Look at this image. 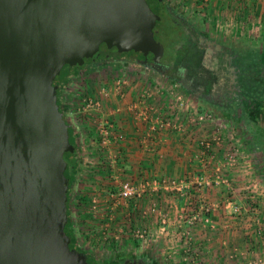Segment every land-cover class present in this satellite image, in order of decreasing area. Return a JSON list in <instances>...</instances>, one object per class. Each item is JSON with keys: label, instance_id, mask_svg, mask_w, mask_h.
<instances>
[{"label": "rangeland", "instance_id": "1", "mask_svg": "<svg viewBox=\"0 0 264 264\" xmlns=\"http://www.w3.org/2000/svg\"><path fill=\"white\" fill-rule=\"evenodd\" d=\"M249 1L250 6H246L245 0H236V3L234 0H162L168 6L170 15L160 13V20L154 27L153 53H156L163 65L169 67H174L172 62L179 57V48L189 44V36L202 49L205 44L201 45L198 38L214 41L235 53L237 51L238 59H242L245 75L243 81L247 84L249 94L237 107L217 109L186 94L177 83L169 79L168 74L123 59L99 60L93 65H84L71 76L69 85L63 88L61 113L66 124L73 129L74 143L78 150L77 172L68 195L69 230L75 249L85 253L89 260L98 263L111 259L143 258L152 264H264V260L258 261L264 255V235L259 236L257 233L259 223L264 224V201L258 203L257 198L240 195L238 199L244 210L240 209L235 214L233 205L236 203L234 199L229 200L232 209L228 215L241 220L242 227L245 228L242 231H246L244 236L236 235L235 241L239 236L241 238L240 247L238 244L235 246L231 234L229 238L228 235L224 239L218 238L217 226L211 229L213 234L210 246L205 245L200 237L203 230H207L195 227L199 216L202 218L201 214H194L191 219L187 217V213H180L178 220L191 219L186 223V228H176L172 223L166 227V223L161 225L162 229L157 224L146 229L141 224L144 220L141 211L143 198L136 196L122 199L118 196L120 184L126 182L111 177L108 171L111 167H107L104 156L88 145L92 138L89 135L91 132L81 127L85 114L83 100L92 96L89 91H93L96 80L93 77L100 74L102 69L113 68L115 76L124 75L134 83L145 82L149 88H173L185 97L188 108L193 112L195 110L200 114H211L224 125L223 135L228 142L227 148L234 142H240L243 148L246 146L247 155L250 152L258 166H264V16L255 13L257 8L263 10L264 5L253 4L252 0L246 3ZM225 11L228 13L227 17L224 16ZM65 73L59 75L62 80L67 76ZM183 122L184 119L182 124ZM211 131L213 130L209 129ZM215 153L217 159L222 157L221 154L218 155L219 149ZM215 164L216 162L211 164L203 173L200 171L201 176L196 175V186L208 187L210 190L220 189L221 194L227 192L231 195L226 187L216 185L213 175L210 176ZM233 171L234 169L230 172L231 181L229 179L231 189H235L231 184L234 183ZM201 177H206L205 182L208 181L210 185L206 186ZM130 183L135 187L137 185ZM248 185L252 187L254 182L250 181ZM186 202L190 205L188 200ZM159 204L162 207L161 218L167 219L165 216L168 213L163 210L165 202ZM140 231L146 232L144 242L137 237Z\"/></svg>", "mask_w": 264, "mask_h": 264}, {"label": "water", "instance_id": "2", "mask_svg": "<svg viewBox=\"0 0 264 264\" xmlns=\"http://www.w3.org/2000/svg\"><path fill=\"white\" fill-rule=\"evenodd\" d=\"M159 20L146 0H0V264H88L64 231L72 147L54 83L102 45L159 63Z\"/></svg>", "mask_w": 264, "mask_h": 264}, {"label": "crops", "instance_id": "3", "mask_svg": "<svg viewBox=\"0 0 264 264\" xmlns=\"http://www.w3.org/2000/svg\"><path fill=\"white\" fill-rule=\"evenodd\" d=\"M242 1L244 2V0ZM247 1L245 0L246 6H250L251 1L246 3ZM252 1L258 6L264 5V0ZM255 13L264 16V9L257 8ZM227 14L225 11L224 16L227 17ZM110 70L102 69L100 74H95L93 77L96 80L93 91L91 89L89 94L92 95L90 98L98 101L100 106L83 110L85 113L84 123L81 127L87 128L86 131L91 132L92 137L96 138L97 146L102 151L107 167H111L108 169L111 177L123 182L128 181L137 184L136 188L143 198L141 202L144 204L142 205L143 209H141L142 215H146L141 221L143 227L150 229L157 224L160 225L159 229H162L160 228L162 224L167 223L166 227H169L172 223L176 228H186L188 227L186 223L193 218V215L199 216L202 213V207L208 205L211 208V214L202 215V218L199 216V222L195 226L196 229L200 227L207 230H203L200 237L203 243L209 245L210 237L213 234L211 229L217 226L218 238L224 239L227 235L229 238L231 234L235 246L238 244L240 247L241 238L239 236L235 241L236 235L244 236L246 231H242L245 228L242 227L241 220L228 215L232 209L229 200L234 199V203H236L235 206L233 205V213L235 212V214L240 209L244 210L238 199L240 195L250 196L253 199L257 198L258 203L263 202L264 178L262 179V176H264V166L259 167L257 161L250 156V152L247 155L245 146L246 159L234 168L232 174L234 183L231 182V184L235 189L228 192L231 195H228L224 188L226 194L224 192L221 194L220 189L210 190L208 187L196 186V175L200 174L201 176L203 173L202 164H200V150L196 140L201 136L212 135L209 132L210 128L200 131L185 130L183 133L164 130L156 136H150L147 125L137 119L140 111L137 98L142 93L147 92L146 94L150 95L147 104L160 106L161 99L158 93L164 89L162 86L149 88L145 82L134 83V81L125 78L124 75L115 76L113 68ZM119 85H121V90L126 92L124 98L117 90ZM108 122L114 126L117 134L121 135L123 139L118 140L112 134L107 138L105 144L100 145L101 129ZM183 125H187V122H183ZM224 142L225 144L220 148L219 154L227 148L228 142L225 140ZM228 178H231V173ZM250 181L254 182L252 187L248 185ZM187 200L190 205L186 204ZM159 202H165L166 207L163 210L168 213L165 216L168 217L167 219L161 218L162 207ZM150 206L154 208L151 209ZM180 213H187V217L191 219L186 221L184 218H180L178 220L177 216ZM150 218L152 219L150 220ZM257 228L261 227L258 226ZM261 235L263 236L264 232ZM263 258L264 255L258 261H261L260 259L263 261Z\"/></svg>", "mask_w": 264, "mask_h": 264}, {"label": "built area", "instance_id": "4", "mask_svg": "<svg viewBox=\"0 0 264 264\" xmlns=\"http://www.w3.org/2000/svg\"><path fill=\"white\" fill-rule=\"evenodd\" d=\"M117 90L124 98L126 92L121 90V85L118 86ZM146 93L147 92L142 93L137 98V104L140 108L137 119L147 125L150 136H156L164 130L178 133H183L185 130H207L209 127L213 130L211 131L212 135L208 137L201 136L196 140L201 155L200 164H202L203 171H207L209 169L208 167L216 162L215 167L213 166V170H209L211 171L210 176L213 175V178L216 180V185H222L223 187H226L228 191H231L232 189L230 187L228 175L232 169L236 168L241 161L246 159L247 155L243 148V144L240 142L232 143L230 148H227L223 153H220L222 157L217 159L215 152L218 149L220 151L222 145L225 144V136L223 135L225 133V127L218 119H215L211 114H200L195 110L193 112V110L188 108L185 97L179 92L173 90V88L168 87L164 89V91L158 93L161 99L160 106L147 104L150 95ZM99 106V102L94 99L85 98L83 100V110L98 108ZM183 119L187 122V125L185 126L182 124ZM117 133L118 132L115 131L114 126L108 122L101 129L99 144H105L107 138L112 134L114 138L116 137L118 140H122V136ZM220 154L218 155L220 156ZM200 179L203 182L207 180L206 177H201ZM198 184H200V182ZM204 184L206 186L210 185L208 181ZM118 196L122 199H130L140 196V194L138 189L132 183L126 182L120 184ZM210 212L211 208L209 206H204L202 207L201 215H206ZM253 214H255V212H253ZM259 225L261 228H259L257 233L261 235L264 232V224L262 225L259 223ZM137 237L144 242L146 239V232L140 231Z\"/></svg>", "mask_w": 264, "mask_h": 264}, {"label": "flooded vegetation", "instance_id": "5", "mask_svg": "<svg viewBox=\"0 0 264 264\" xmlns=\"http://www.w3.org/2000/svg\"><path fill=\"white\" fill-rule=\"evenodd\" d=\"M146 2L155 15L159 16L160 13L170 15L168 6L164 5L162 0H146ZM198 42L201 45L205 44V47L202 49L201 68L199 69L204 80L203 84L197 87L192 86V84L187 81L185 75H182L180 71H175L173 69L174 67L163 65L161 61L159 63L155 62L157 64H153L154 56L151 53L146 57L141 53H137V62L141 66L151 67L162 74H168L170 78L175 79L176 82L183 87V90H186L189 96L202 100L206 104H211L217 109L227 110L239 106L242 101L249 97L247 93V84L243 81V77L245 76L244 71L240 67L241 58L238 59L237 54L230 48H224L214 41L198 38ZM101 47L102 46H100L99 53L92 58L93 60L90 59L92 63L89 65L95 64L96 61L101 58ZM114 50L116 51L114 48L110 49V54H115ZM88 63L89 62H86L79 67H83ZM70 71L71 69L68 70L67 73L69 74ZM87 262L88 264H152L150 261L143 258H129L125 260L111 259L97 263L91 262L88 256Z\"/></svg>", "mask_w": 264, "mask_h": 264}, {"label": "trees", "instance_id": "6", "mask_svg": "<svg viewBox=\"0 0 264 264\" xmlns=\"http://www.w3.org/2000/svg\"><path fill=\"white\" fill-rule=\"evenodd\" d=\"M189 44L188 45H183L179 48L178 50V58L172 62L173 66H174V70L176 71H180V73L182 75H185V77L187 78V81H189L192 86L197 87L199 85L203 84V75L200 73V68H201V58H202V48L196 43V41L192 38V36H189ZM102 52H101V58L99 60H121L123 59L124 61L127 62H131V63H138L137 62V56L138 54L135 52H128V54H118L115 50L114 53L115 54H110L109 50L102 45ZM232 50V49H231ZM233 51V50H232ZM235 52V51H233ZM238 52L236 51V54ZM110 54V55H109ZM240 55V54H239ZM238 56V54H237ZM240 57V56H239ZM93 60V59H92ZM92 60H87L86 62H89L88 64L92 63ZM98 60V61H99ZM85 62V63H86ZM97 62V61H96ZM241 62V68H242V59L240 60ZM94 64V63H93ZM91 64V65H93ZM86 65V64H85ZM76 68V69H75ZM81 67H73L71 68L70 73L66 74L67 76H65L62 80V77H58L55 81V85H57V105L59 108V111H62V90L63 88H65V86H68L71 80V76L73 74H75L77 72L78 69H80ZM243 70V69H242ZM79 71V70H78ZM171 81H173L174 83H177L175 79L173 78H169ZM176 85H178V87L182 88L183 87L177 83ZM186 94V90H183ZM62 114V113H61ZM63 117V115H62ZM64 119V117H63ZM65 121V119H64ZM66 123V122H65ZM68 141L69 144L72 147V151H69L67 153L64 154V160L67 164L66 170L64 172L65 177L68 180V189H67V202H66V207H67V223L65 225L64 231L66 233V235L70 238V248L74 249L76 248L74 246L73 243V239H72V235L70 232V228H69V211H68V206H69V200H68V195L70 193V189L72 186V179L74 178V176L76 175L77 172V167H78V150H77V146L74 143V132L72 127H70L68 124ZM89 135L92 137V135L89 133ZM96 138L93 137L90 139V141L88 142V145L93 148L94 150L101 152L100 147H98L96 145ZM106 162V160H105ZM77 250V249H76ZM83 253V252H82ZM85 254V253H83ZM93 260L91 259V262ZM95 262V261H93Z\"/></svg>", "mask_w": 264, "mask_h": 264}]
</instances>
